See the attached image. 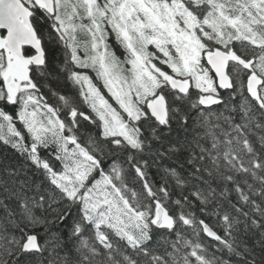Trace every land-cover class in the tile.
<instances>
[{"label":"snow or ice","instance_id":"obj_1","mask_svg":"<svg viewBox=\"0 0 264 264\" xmlns=\"http://www.w3.org/2000/svg\"><path fill=\"white\" fill-rule=\"evenodd\" d=\"M0 264H264V0H0Z\"/></svg>","mask_w":264,"mask_h":264}]
</instances>
